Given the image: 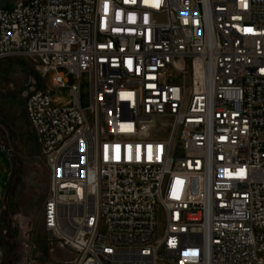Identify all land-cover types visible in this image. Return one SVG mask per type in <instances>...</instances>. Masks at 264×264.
Listing matches in <instances>:
<instances>
[{
	"label": "built area",
	"instance_id": "obj_1",
	"mask_svg": "<svg viewBox=\"0 0 264 264\" xmlns=\"http://www.w3.org/2000/svg\"><path fill=\"white\" fill-rule=\"evenodd\" d=\"M14 56L44 79L41 224L71 264H264V0H20Z\"/></svg>",
	"mask_w": 264,
	"mask_h": 264
},
{
	"label": "rangeland",
	"instance_id": "obj_2",
	"mask_svg": "<svg viewBox=\"0 0 264 264\" xmlns=\"http://www.w3.org/2000/svg\"><path fill=\"white\" fill-rule=\"evenodd\" d=\"M18 1L0 0V6L9 7ZM73 81L69 76L68 84ZM43 84L44 79L28 57L0 59V264H71L72 260L67 248L47 243L41 224L48 171L38 156L25 102ZM79 100L83 107L89 104L85 73L80 77ZM71 101L68 86L55 88L54 105L69 106ZM100 230L106 231L103 221ZM258 257L264 259V252Z\"/></svg>",
	"mask_w": 264,
	"mask_h": 264
},
{
	"label": "snow or ice",
	"instance_id": "obj_3",
	"mask_svg": "<svg viewBox=\"0 0 264 264\" xmlns=\"http://www.w3.org/2000/svg\"><path fill=\"white\" fill-rule=\"evenodd\" d=\"M241 172H242V170H241Z\"/></svg>",
	"mask_w": 264,
	"mask_h": 264
}]
</instances>
